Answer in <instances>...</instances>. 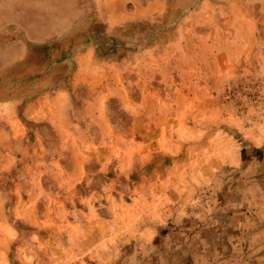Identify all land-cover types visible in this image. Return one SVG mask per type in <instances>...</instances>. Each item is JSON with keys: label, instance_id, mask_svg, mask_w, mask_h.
I'll return each mask as SVG.
<instances>
[{"label": "rangeland", "instance_id": "rangeland-1", "mask_svg": "<svg viewBox=\"0 0 264 264\" xmlns=\"http://www.w3.org/2000/svg\"><path fill=\"white\" fill-rule=\"evenodd\" d=\"M137 1L2 0V101L10 100L12 90L21 100L33 89L27 80L32 69L24 68V65L22 69L20 64L28 60L41 63L44 58L39 51L45 47L51 51L48 54L51 66L58 60H73L75 33L85 23L87 26L98 23L100 27H106L104 29H108L106 33L110 35L123 34L129 13L136 12L138 16L141 12ZM220 2L208 1L197 10L202 12V17L188 20L183 28L196 29V64L203 61L202 56L206 60L215 59L219 45H226L222 68L211 69L209 84H198L203 70L196 67V83L190 95L186 86L183 90L177 84L167 90L166 86H158L156 93L151 95L147 90V116L141 118L147 132L124 134L121 130L116 131L119 128L110 115L107 88L98 103L89 104L86 114L75 119L77 125L67 117L63 119L61 113V124L67 122L65 132L38 133L34 140L39 145L24 147L28 134L21 125L17 127L20 143L13 153L18 152V163L17 167L13 165L12 173L18 176L21 187L19 204L24 207L20 209V219L26 217L22 214L24 209L36 206L35 220L45 216V222H39L51 226L24 229L19 247L20 264H264V246L258 244L256 237L235 239L234 232L230 231L226 247L220 249L217 245L186 242L187 236L191 235V230H185L186 226L196 221L197 214L206 212L213 205V201L203 195L204 178L208 176L198 174L204 164H210L216 172L218 164L215 162L228 158L233 152L227 135L221 130L227 128L224 132L233 134L239 129L244 134L241 133L244 136L241 141L250 138L259 143L264 141V0H259V15L263 19L258 22L245 18L244 13H240V6L232 0L223 3L226 15ZM145 7L147 12L152 8L150 5ZM166 7L159 5V12H166ZM174 7L180 9L182 5ZM219 29H226L227 37H218L214 33ZM237 29H255L260 33L258 46L263 50L260 48L258 53V69H251L249 54L243 53L242 63L238 59L236 46L242 38L235 36ZM178 49L182 50L180 45ZM247 55L248 64L245 62ZM18 65L21 69L15 77L19 82L12 85L14 77L11 78L10 73ZM50 69L35 70V76L30 75L31 84L37 78L48 84ZM91 71L79 70L75 76L85 78ZM120 73L118 67L108 70L104 66L93 70V76L99 77L100 81L110 74L121 76ZM148 75H152L150 70ZM176 87H180L179 99L169 95ZM116 104L122 106L121 101ZM40 107L57 110L48 102ZM67 108L69 111V105ZM8 109V105H3V113ZM225 111L231 116L226 117ZM209 121V128L215 130L206 133L204 130L208 129ZM241 134L238 136L242 137ZM8 138L4 134L2 140L8 141ZM45 141L54 146L42 147ZM203 141L209 144V149H195L193 155L190 151L186 155L185 147L193 143L202 145ZM3 151L2 171L9 175L11 165L6 157L10 158L11 150L4 148ZM139 155L146 162L155 156L168 155L178 164H184L180 170L184 176L138 175ZM190 173L194 176H189ZM38 176H45L47 187L53 190L30 195L28 190H37L33 187ZM57 176H64V179L58 180ZM150 222L164 228L158 238L161 241L141 245L145 239L144 227ZM172 227H176L174 234L170 233ZM176 230L180 234L179 240L175 238L179 235ZM11 236V229L0 228V245L6 244ZM7 258L5 251L0 253V264H10Z\"/></svg>", "mask_w": 264, "mask_h": 264}, {"label": "crops", "instance_id": "crops-1", "mask_svg": "<svg viewBox=\"0 0 264 264\" xmlns=\"http://www.w3.org/2000/svg\"><path fill=\"white\" fill-rule=\"evenodd\" d=\"M208 1L210 0H182L179 3L180 0H138L141 12L138 13V16L136 12L129 13L130 17L126 19V24L122 28L124 35H110L106 33L108 29L101 26L103 28L101 30L98 23H92L90 26L85 23L75 33V57L73 60H58L55 65L51 66L48 56L51 51L45 47L39 51L42 54L41 57L44 58L40 61L41 63L28 60L20 64L21 68L24 65V68L32 69L27 74V80L28 86L30 84V88L33 87L21 100L18 94L15 97V91L12 90L10 100L2 101L3 81L0 78V228H9L12 234L6 244L0 245V253L5 251L10 264H20L19 247L23 242L24 229L51 227L39 222L43 221L42 223H44L45 216L42 220H35L33 214L38 211L36 206L24 209L22 214H26V217L20 219L19 212L24 207L19 204L21 187L18 176H13L12 173L13 165L17 167L18 163V152L14 151L13 153V149H18L20 143L17 127L21 125L28 134L27 139L24 140V147L32 148L39 145V142L34 140L35 137L38 138V133L65 132L66 128L64 127L67 122L64 125L61 124V113L63 119L67 117L69 121L73 122V125H77L74 123L75 119L86 114L89 104L98 103L104 89L107 88L110 115L112 121L119 128L116 131L120 132L121 130L124 134L133 133V131L134 133L147 132L146 125L143 124L145 125L143 127L141 119L147 116V90L151 95L156 93L158 86H166L165 90H167V88L173 89L172 86L177 84L176 86L181 85L183 90L186 86L187 94L190 95L193 93L196 83L194 81L196 67L203 70L202 78L197 82L198 84L201 82L209 84L211 69L222 68V61L224 58L226 59L227 54L226 45H219V54L215 59L206 60L205 56H202L203 61L196 64L194 60L196 29L183 28L188 20L202 17V12L197 10L201 6L204 7ZM220 1H222L220 8H224L226 14V6L223 3L230 0ZM232 1L235 5L240 6V13H244L245 18L257 22L263 19V16L259 15V0ZM179 4L182 5L180 9L174 7ZM146 5L152 7L149 12H147ZM159 5L167 6L166 12H159ZM248 10H250L249 14ZM222 12L220 14H224ZM0 22L1 48L2 18H0ZM120 31L119 33H121ZM197 32L201 33V30H197ZM214 33L218 37H227L226 29H219ZM259 35L260 33L255 29H237L235 31V36L242 38L237 41L239 44L236 46L239 52L238 59H241L242 63L243 53L244 55L249 54L252 59L251 69H258V53H260V48L263 50V47L258 46ZM179 45L182 48L181 51L178 49ZM249 55L245 60L247 64ZM104 66L108 70L116 67L121 68V76L110 74L100 81L99 77L93 76V70L96 67ZM20 67L18 65L16 70H12L10 73L11 78L14 77V80L11 81L12 85L15 82L18 85L19 78L15 76H19ZM40 68H51L50 77H48L49 83H42V80L37 78L31 84L30 75L35 76V70H40ZM69 69L70 73L68 74ZM75 69L77 71H74ZM89 69L92 70L89 73L90 76L87 75L85 78L75 76L79 70L86 73V70ZM72 70L73 72H71ZM148 70L152 75H148ZM44 80L46 81V79ZM169 85L170 87H168ZM179 89L180 87H176L173 94L170 92V97L179 99ZM117 101H121L122 106L119 107L116 104ZM47 102L50 106L55 105L57 110H52L51 107L47 109H42L43 106L40 107L41 104L44 105ZM3 105L9 106L5 113H3ZM225 114L226 117L231 116L226 111ZM209 126L210 121L208 129L204 132L210 133V130H215ZM228 126L234 128L232 125L228 124ZM226 129H222L221 132L227 135L226 140L232 146L233 152L228 158L215 162L218 164L216 172L212 171L210 164H204L201 174H198V176H208V178H204L206 181L203 195L210 198L213 205L209 206L206 212L197 214L196 221L194 220L193 223L186 226L185 230H191V235L187 236L186 242L191 245L200 244L213 247L217 245L219 249L221 246L225 248L228 232L233 231L235 239L256 237L258 244L264 246V141L259 143L251 138L241 141L244 137L243 132L235 129L230 135L224 132ZM4 134L9 136L8 141L2 140ZM238 134H241L242 137H239ZM43 143H45L42 146L44 148L54 146V143L46 141ZM4 148L11 150L10 158L6 157L11 165L9 175L3 174L2 171ZM209 148V144L203 141L202 145L193 143L190 147H185V150L186 155H189V151L193 155L195 149L206 150ZM190 159L194 160V157ZM138 165V175L184 176V173L180 172L183 170L184 164H178L168 155L155 156L148 162L142 155H139ZM175 169H178V172H175ZM132 175H136V173H132ZM191 175L194 176L190 173L189 176ZM45 179V176H38L33 187L38 191L28 190L29 194L37 195L41 190L45 192L53 190L47 187ZM56 179L63 180L64 176H57ZM205 184H207L206 187ZM54 191L56 190L54 189ZM47 193L50 194V192ZM144 228H146L145 239L142 243L139 242L141 245L161 241L158 238L162 236L164 228L155 227L154 222L146 224ZM174 228L176 227L170 229V233L174 234ZM176 233L179 234L178 230ZM175 238L179 240L180 234Z\"/></svg>", "mask_w": 264, "mask_h": 264}, {"label": "bare ground", "instance_id": "bare-ground-1", "mask_svg": "<svg viewBox=\"0 0 264 264\" xmlns=\"http://www.w3.org/2000/svg\"><path fill=\"white\" fill-rule=\"evenodd\" d=\"M164 6V5H163Z\"/></svg>", "mask_w": 264, "mask_h": 264}]
</instances>
